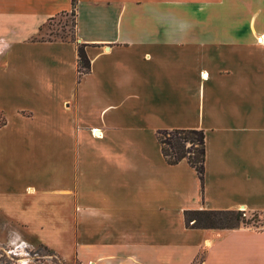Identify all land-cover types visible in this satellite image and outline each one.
Wrapping results in <instances>:
<instances>
[{"label":"crops","instance_id":"crops-1","mask_svg":"<svg viewBox=\"0 0 264 264\" xmlns=\"http://www.w3.org/2000/svg\"><path fill=\"white\" fill-rule=\"evenodd\" d=\"M0 0V219L80 264H264V0ZM83 43L89 70H76ZM201 129L203 178L156 130Z\"/></svg>","mask_w":264,"mask_h":264},{"label":"trees","instance_id":"trees-1","mask_svg":"<svg viewBox=\"0 0 264 264\" xmlns=\"http://www.w3.org/2000/svg\"><path fill=\"white\" fill-rule=\"evenodd\" d=\"M76 3L77 0H70V13L72 15H74ZM84 45L83 43H76V70L78 75L87 72L90 66ZM156 139L159 142L162 156L168 164L185 160L195 170L200 182H202L204 134L201 129H158L156 130ZM183 214L185 225L193 228H232L245 225L248 222L242 212L231 209H192L185 210Z\"/></svg>","mask_w":264,"mask_h":264},{"label":"rangeland","instance_id":"rangeland-1","mask_svg":"<svg viewBox=\"0 0 264 264\" xmlns=\"http://www.w3.org/2000/svg\"><path fill=\"white\" fill-rule=\"evenodd\" d=\"M71 13L51 18L45 23L41 31V38H72ZM2 116L0 114V123ZM242 212L248 222L247 226L264 227V211L231 208ZM0 264H80L75 260L65 261L56 256L49 249L32 244L21 236L13 234L8 224L0 219Z\"/></svg>","mask_w":264,"mask_h":264}]
</instances>
